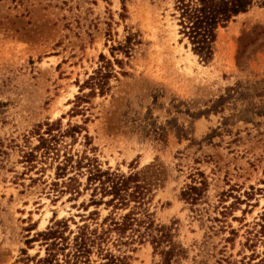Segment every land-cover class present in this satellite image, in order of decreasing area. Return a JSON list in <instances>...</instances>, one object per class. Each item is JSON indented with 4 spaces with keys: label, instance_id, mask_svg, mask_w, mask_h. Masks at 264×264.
Masks as SVG:
<instances>
[{
    "label": "rangeland",
    "instance_id": "obj_1",
    "mask_svg": "<svg viewBox=\"0 0 264 264\" xmlns=\"http://www.w3.org/2000/svg\"><path fill=\"white\" fill-rule=\"evenodd\" d=\"M174 4L0 0V264H65V237L112 214L91 205L93 165L154 166L149 209L173 227L181 264H264V6L220 28L205 61L181 41ZM130 33V57L113 54ZM101 55L116 69L103 95L81 87ZM194 179L192 204L181 192ZM128 234L112 233L115 255L163 264Z\"/></svg>",
    "mask_w": 264,
    "mask_h": 264
},
{
    "label": "trees",
    "instance_id": "obj_2",
    "mask_svg": "<svg viewBox=\"0 0 264 264\" xmlns=\"http://www.w3.org/2000/svg\"><path fill=\"white\" fill-rule=\"evenodd\" d=\"M255 5L264 6V0H175L172 16L177 20L181 41L186 39L192 51L208 61L213 56L219 29L227 27ZM138 42L136 34L130 33L123 42L113 45L111 51L113 54L115 51H120L124 57L129 58ZM100 59L99 67L81 87L82 89L90 87L92 91L99 90L103 95L110 91V80L116 77V69L104 55H101ZM116 63L123 65L124 61L116 59ZM66 160L71 161V159ZM78 166H81V161L78 162ZM153 168L152 165L142 171L125 175L102 170L99 165H93L88 183L98 182L94 191L99 190L101 195L99 199L92 198L91 205L104 204L111 207L113 212L104 218L98 227L91 228L84 222L77 226L76 233L71 231L70 235L65 237V264H127V256L115 255L109 247V243L113 240L112 233L118 235V241L129 233L131 244L149 242L154 253L162 256L163 264H173V262L181 264L180 258L185 249L175 240L173 227L157 223L149 209L153 187L158 185V179H153L154 175L149 173ZM198 175L204 176L200 172ZM193 182V185H189L181 192V196L195 204L202 194V185L205 181H199L201 186L195 184L197 183L195 179ZM107 197L108 199H105ZM118 210L128 211L117 217L115 214ZM95 213H90L88 217ZM55 233L53 230L44 233L45 240H51L47 242L48 247H57ZM94 254L97 255L98 260H92ZM55 261V255L49 254L42 263L56 264Z\"/></svg>",
    "mask_w": 264,
    "mask_h": 264
},
{
    "label": "bare ground",
    "instance_id": "obj_3",
    "mask_svg": "<svg viewBox=\"0 0 264 264\" xmlns=\"http://www.w3.org/2000/svg\"><path fill=\"white\" fill-rule=\"evenodd\" d=\"M241 15H244V14H241Z\"/></svg>",
    "mask_w": 264,
    "mask_h": 264
}]
</instances>
